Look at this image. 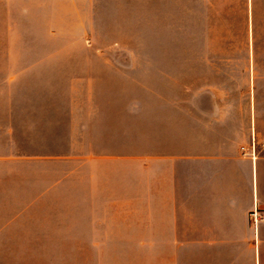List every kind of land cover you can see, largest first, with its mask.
<instances>
[{
	"label": "rangeland",
	"instance_id": "374dc122",
	"mask_svg": "<svg viewBox=\"0 0 264 264\" xmlns=\"http://www.w3.org/2000/svg\"><path fill=\"white\" fill-rule=\"evenodd\" d=\"M7 53L60 54L61 68L55 77H0V151L28 158L0 175V224L29 220L0 236V264H159L176 255L150 261L147 238L88 231L89 218L100 229L131 209L116 205L122 190L108 155L180 149L182 121L197 114L264 151V0H0ZM117 107L125 117L140 107L138 123L93 120ZM156 160L140 158L141 181L162 166Z\"/></svg>",
	"mask_w": 264,
	"mask_h": 264
},
{
	"label": "crops",
	"instance_id": "0c3cea01",
	"mask_svg": "<svg viewBox=\"0 0 264 264\" xmlns=\"http://www.w3.org/2000/svg\"><path fill=\"white\" fill-rule=\"evenodd\" d=\"M60 62V54L7 53L0 55V77L41 74L55 77V73L59 75ZM44 82L55 85L54 80ZM156 105L160 109L168 106L162 102ZM102 109V113L92 115L93 120L100 119L116 127L138 123L135 108L127 117L123 108ZM20 114L21 125H28L26 105H21ZM54 116L53 108L49 118L52 125ZM163 120L166 123L170 119H157ZM180 132L183 146L180 149H129L106 154L117 159L115 185L122 192L116 194V205L131 209L125 210L126 216L118 214L117 219L100 229L94 226V218H89L88 231H96L101 237L147 238L150 261L155 254L176 255L158 259L159 264H264V221L255 227L250 220L254 208L264 211V151L256 150L254 137L249 145L240 146L236 137L232 139L235 132L226 123L205 122L198 114L194 121L183 120ZM166 134H169L166 130L161 133L164 137ZM8 153L0 151V175L28 159L13 150ZM140 158H156L154 162L162 165L153 168L146 181H141ZM5 166L6 171L2 169ZM88 182V186L94 184L93 178ZM101 184L109 187V180ZM5 187L2 183L0 190ZM141 189L144 192L138 193ZM2 222L0 236L10 234V228L29 220L23 214H15ZM111 230L117 233L108 234ZM13 231L18 234L19 230ZM152 263L158 264L156 257Z\"/></svg>",
	"mask_w": 264,
	"mask_h": 264
},
{
	"label": "built area",
	"instance_id": "2783aa9c",
	"mask_svg": "<svg viewBox=\"0 0 264 264\" xmlns=\"http://www.w3.org/2000/svg\"><path fill=\"white\" fill-rule=\"evenodd\" d=\"M253 220H254L253 224L255 227H257L260 222L264 221V213H260L257 210V207L254 208V211H253Z\"/></svg>",
	"mask_w": 264,
	"mask_h": 264
}]
</instances>
